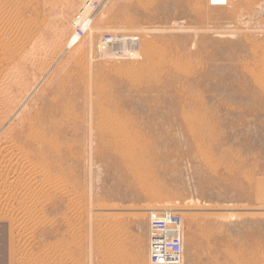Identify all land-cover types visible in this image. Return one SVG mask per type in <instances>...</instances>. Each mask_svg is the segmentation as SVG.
Listing matches in <instances>:
<instances>
[{"label":"rangeland","instance_id":"obj_1","mask_svg":"<svg viewBox=\"0 0 264 264\" xmlns=\"http://www.w3.org/2000/svg\"><path fill=\"white\" fill-rule=\"evenodd\" d=\"M86 1L0 0L5 264H149L155 207L181 264H264V0H108L69 47Z\"/></svg>","mask_w":264,"mask_h":264},{"label":"built area","instance_id":"obj_2","mask_svg":"<svg viewBox=\"0 0 264 264\" xmlns=\"http://www.w3.org/2000/svg\"><path fill=\"white\" fill-rule=\"evenodd\" d=\"M108 0H87L81 8L79 18L73 26L67 45L73 47L82 40L93 25L98 12ZM110 33L98 35L94 41L97 58L113 43ZM146 258L149 264H181L183 260L184 222L181 212L167 207L150 208L146 214Z\"/></svg>","mask_w":264,"mask_h":264},{"label":"bare ground","instance_id":"obj_3","mask_svg":"<svg viewBox=\"0 0 264 264\" xmlns=\"http://www.w3.org/2000/svg\"><path fill=\"white\" fill-rule=\"evenodd\" d=\"M227 1H228V0H208V2L211 3V4H213V5H223V4H225ZM13 17H14V16H13ZM77 17H78V15H77ZM77 17H76V18H77ZM15 30H18V29H15ZM15 33H16V32H15ZM11 34H12V33H11ZM18 34H21V33H18ZM113 34H114V33H113ZM13 35H15V34H13ZM114 35H115V34H114ZM114 35H113V36H114ZM20 37H21V35H20ZM114 37H115V36H114ZM15 39H18V38H16V36H15ZM15 39H14V40H15ZM1 40H2V39H1ZM7 40H9V39H7ZM14 40H13V41H14ZM13 41H12V42H13ZM15 41H18V40H15ZM7 42H8V41H7ZM13 43H14V42H13ZM13 43H12V44H13ZM14 44H15V43H14ZM16 44H18V42H16ZM19 44H20V42H19ZM10 45H11V43H10V44H9V43H5V44H4L3 49H4V52H5V53H6V51L9 50V49H12V50H15V49H16V48L14 49V48H12V47L19 46V45H13V46H12V45L10 46ZM21 45H22V43L20 44V47H21ZM112 45H113V46H112V49H113V50L111 49L112 52H110V49H107V48L104 49L103 52H104V55H105V56L108 55V54H110V55H112L111 57L113 58V56H116L117 54H118L119 56H121V57H122V56H126V57H127L128 55H134V54H137V53H135V51L137 50V48H136V41H135L133 38H128V37L115 38L114 41H113V44H112ZM124 45H126L128 48L130 47V49L132 50V51L130 50V51H131V54L126 53V50H124V51L122 50V51H121V50H119L118 47H117V46H121V48H122V46L125 47ZM23 46H24V45H23ZM110 46H111V45H110ZM108 48H109V47H108ZM128 48H126V49H128ZM20 49H23V48H20ZM20 49H19V47H18V50H20ZM18 50H16V52H17ZM25 50H26V48H25ZM116 50H117V51H116ZM118 50H119V51H118ZM20 51H21V50H20ZM20 51H19L18 53H20ZM108 51H109V53H108ZM4 52H2V53L0 54V58H1V59H2V57H3V53H4ZM136 52H137V51H136ZM138 54H139V53H138ZM104 55H103V57H104ZM110 55H109V57H110ZM118 55H117V56H118ZM117 56H116V57H117ZM134 56H135V55H134ZM116 57H115V58H116ZM121 57H120V58H121ZM126 57H124V58H126ZM128 58H129V56H128ZM130 58H133V57H130ZM113 59H114V58H113ZM142 63H143V62H142ZM187 71H188V70H187ZM190 74H191V73H190ZM14 110H16V109H14ZM18 112H20V111H18ZM9 113H10V112H9ZM9 113H8V115L11 114V113H10V114H9ZM17 114H20V113H17ZM11 115H13V114H11ZM11 115H10V116H11ZM14 115H15V114H14ZM17 116H18V115H17ZM17 116H16V118H17ZM8 117H9V116H8ZM8 117H7V118H8ZM14 117H15V116H14ZM19 117H20V116H19ZM10 118H12V117H10ZM5 119H6V118H5ZM17 119H18V118H17ZM17 119H15V120H17ZM4 121H5V120L3 119V122H4ZM0 122H1V121H0ZM16 122H17V121H16ZM30 122H31V121H30ZM13 123H14V122H13ZM10 126H12V125H10ZM13 126H14V125H13ZM8 128H9V127H8ZM8 128H7V129H8ZM11 128H12V127H11ZM11 128H10V129H11ZM31 129H33V128H31ZM29 130H30V129H29ZM0 132H1V131H0ZM30 132L32 133L33 131L31 130ZM34 132H36V131H34ZM34 132H33V133H34ZM37 132H38V131H37ZM37 132H36V134H39V133H37ZM3 133H5V132H3ZM9 134H10V133H8V135H9ZM36 134H35V136H36ZM0 135H1V134H0ZM29 135H31V134H29ZM29 135H28V136H29ZM33 135H34V134H33ZM39 135H41V134H39ZM1 136H3V135H1ZM26 136H27V135H26ZM28 136H27V137H28ZM31 137L34 138L33 136H30V138H31ZM36 137H37V136H36ZM5 138H6V137H5ZM5 138H4V139H5ZM9 138H10V137H9ZM32 138H31V139H32ZM39 138H40V136H39ZM2 139H3V138H2ZM37 139H38V138H36V139L34 138L35 141H36ZM40 139H41V138H40ZM8 140H10V139H8ZM41 140H42V139H41ZM10 142L13 143L11 140H10ZM10 142H9V143H10ZM44 142H45V141H44ZM5 143H6V141H5ZM5 143H4V144H5ZM9 143H8V144H9ZM4 144H3V145H4ZM8 144H7V147H8V148L11 147V145L8 146ZM14 145H15V144H14ZM5 147H6V146H4V148H5ZM7 147H6V148H7ZM13 147H14V146H13ZM2 148H3V146H2ZM11 149H12V147H11ZM13 149H14V148H13ZM13 149H12V150H13ZM19 149H20V148H19ZM2 150H3V149H1L0 151H2ZM4 150L6 151V150H9V149H4ZM14 150H15V151L17 150L16 152H19L18 149H14ZM21 150H22V148H21ZM10 152H11V153H14L13 151H8V153H10ZM20 152H21V151H20ZM3 153H5V154L8 155L7 152H4V151H3ZM11 153H10V154H11ZM21 153H24V152H21ZM21 153H19V155H20ZM14 154H15V153H14ZM14 154H12L13 157L16 156V155L14 156ZM12 155H11V157H10V156H9V157L12 158V159H14V158L12 157ZM23 155H24V154H23ZM1 157H2V156H1ZM5 157H6V156H5ZM16 157H17V156H16ZM19 157H20V156H19ZM19 157H18V158H19ZM6 158H7V157H6ZM10 158H8V159H10ZM18 158H16V159H18ZM12 159H11V160H12ZM18 160H19V159H18ZM18 160H16V161H18ZM8 161H9V160H7V163H8ZM12 161H13V160H12ZM4 162H5V161H4ZM11 163H13V162H11ZM11 163H10V164H11ZM16 163H17V162H16ZM1 166H2V165H1ZM13 166H14V165H13ZM5 167H6V166H5ZM5 167H4V168H5ZM38 167H39V166H38ZM15 168H17V167H15ZM36 169H37V168H36ZM13 170H14V169H13ZM18 170H21V169H18ZM29 172H30V171H29ZM29 172H28V173H29ZM35 172H36V171H35ZM16 173H17V172H16ZM38 173H39V172H38ZM19 174H20V173H19ZM34 174H35V173H34ZM40 174H41V173H40ZM29 175H30V174H29ZM31 175H33V174L31 173ZM43 175H44V172H43ZM0 176H1V175H0ZM5 176H7V175H5ZM9 176H10V175H9ZM9 176H7V177L9 178ZM15 176H16V175H15ZM15 176H14V177H15ZM27 176H28V175H27ZM36 176H37V175H36ZM18 177H19V176H18ZM29 177H30V176H29ZM34 177H35V176H34ZM48 177H49V175H48ZM3 178H4V177H3ZM54 178H55V177H54ZM4 179H5V178H4ZM6 179H7V178H6ZM28 179H29V178H28ZM28 179H27V181H28ZM57 180H58V179H57ZM57 180H56V181H57ZM4 181H5V180H4ZM12 181H15V180H12ZM27 181H26V182H27ZM32 181H33V180H32ZM44 181H45V180H44ZM48 181H49V180H48ZM37 182H38V181H37ZM13 183H14V182H13ZM13 183H11V185H12ZM20 183H22V182H20ZM39 183H40V182H39ZM51 183H53V182H51ZM54 183H56V182H54ZM58 183H59V182H58ZM5 184H7V183H5ZM26 184H29V183H26ZM40 184H42V183H40ZM16 185H19V183L16 184ZM38 185H39V184H38ZM56 185H57V184H56ZM59 185H60V184H59ZM8 186H9V185H8ZM13 186H14V184H13ZM28 186L30 187V185H28ZM33 186H34V184H33ZM33 186H31V189L33 188ZM42 186H43V184H42ZM9 187H10V186H9ZM3 188H5V187H3ZM27 188H28V187H27ZM61 189H62V188H61ZM34 190H36V189H34ZM63 190H64V189H63ZM23 197H24V196H23ZM5 198H6V197H5ZM12 198H13V197H12ZM26 198H27V197H26ZM26 198H25V199H26ZM8 199H9V198H8ZM29 199H30V198H29ZM31 199H32V198H31ZM35 199H36V198H35ZM41 200H42V199H41ZM24 201H25V200H24ZM33 201H34V200H33ZM43 201H44V200H43ZM6 202H7V201H6ZM36 202H37V201H36ZM4 203H5V202H4ZM38 203H40V202L38 201ZM1 204H2V203H1ZM1 204H0V205H1ZM32 204H33V203H32ZM38 206H39V205H38Z\"/></svg>","mask_w":264,"mask_h":264},{"label":"crops","instance_id":"obj_4","mask_svg":"<svg viewBox=\"0 0 264 264\" xmlns=\"http://www.w3.org/2000/svg\"><path fill=\"white\" fill-rule=\"evenodd\" d=\"M6 229L0 224V264H5L7 255V235Z\"/></svg>","mask_w":264,"mask_h":264}]
</instances>
